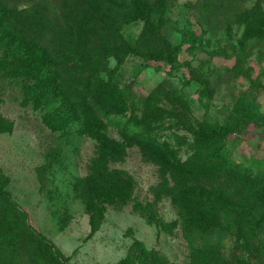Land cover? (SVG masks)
<instances>
[{"label":"rangeland","instance_id":"rangeland-1","mask_svg":"<svg viewBox=\"0 0 264 264\" xmlns=\"http://www.w3.org/2000/svg\"><path fill=\"white\" fill-rule=\"evenodd\" d=\"M63 1L69 2L67 9ZM119 1L116 12L132 17L103 42L110 66L111 54L130 39L179 47V66L170 72L165 65L159 72L145 68L132 75V64L140 60L123 57L118 87L129 94L114 110L129 125L126 134L100 111L102 97H93L82 84L54 103L70 118L66 129L54 109L48 113L33 101L35 75L15 77L14 66L5 65L11 55L0 49V175L6 178L9 207L0 212L9 214L5 224L12 231L0 239V248L11 236L15 243L18 235L14 264H261L254 238L264 242V224L231 215L227 223L208 227L200 211L202 196L219 200L222 192L204 186L191 192L171 175L176 165L180 169L206 158H192L204 118V129L229 127L225 146L234 162L251 167L254 159H264V0ZM46 2L38 21L47 26L36 40L48 52L46 59L58 63V40L69 32L66 10L71 12L77 0ZM7 4L25 8L28 0ZM98 40H82L78 48L92 52L101 47ZM194 78L208 85L203 89ZM146 98L149 106L143 107ZM72 102L78 106L75 113ZM82 106L85 116L79 113ZM238 107L241 115L233 112ZM109 171L115 173L104 174ZM230 197L256 209L264 189ZM192 218L205 224L199 228L200 243L212 236L220 242L218 251L190 250L182 233L183 223ZM228 225L231 229L224 231ZM40 239L48 251L40 253Z\"/></svg>","mask_w":264,"mask_h":264},{"label":"trees","instance_id":"trees-1","mask_svg":"<svg viewBox=\"0 0 264 264\" xmlns=\"http://www.w3.org/2000/svg\"><path fill=\"white\" fill-rule=\"evenodd\" d=\"M7 1L9 2V0H0V49L3 50L4 55H11L10 61H5V65L9 63L10 66H14L15 77L22 76L26 72L27 74L33 73L35 75L34 86H30L33 95L32 99L37 104L47 108L48 113H51V110L54 109V103L58 99L64 101L66 91L74 92L76 91L74 88L82 84L87 87L86 91L92 93L93 97L97 95L102 97L103 100L100 98L101 102L98 103L100 111L118 127L121 134H126L130 130L129 125L119 116H116L118 112L114 110L119 102L121 104L124 103V98L129 94V90L126 87H118L120 81L119 71L126 63L123 57L126 55L133 56L140 60L139 63L132 64L130 70L132 75L145 68L159 72L166 65V72H170L179 66L177 59L178 46L171 45L169 41L164 44H158L150 38H135L127 42H120L121 47L118 52L111 54L115 62L113 65H109L110 60H108V56L102 50L103 42L107 40L109 33L116 32V25L118 26L124 20L132 17V14L126 12H116L117 8L114 3L119 4L121 2L119 0H77L71 12L68 13L66 10L65 23L69 27L68 36L63 32L58 40L57 55L61 61L57 63L54 60L56 58L47 60L48 52L36 40L39 33L42 34V30L47 26L45 23L38 21V18L44 16L45 7L48 6L46 0H28L25 8H18L16 4H7ZM133 1L126 0L130 4H133ZM62 3L63 7L67 9L69 2L63 1ZM144 11L145 9L141 10V12ZM30 21L32 23H28ZM93 37L99 38L98 41L102 42L101 47L98 46L95 49L93 48L92 52H88L85 47L81 46L80 51L78 46L82 45V40L87 39L88 41L89 38ZM80 70L84 72H80ZM81 73H85L86 77L80 76ZM189 73L193 77L192 68L189 69ZM194 80L199 81L203 89L208 85L206 80H200V78H194ZM69 81L73 83L72 86ZM120 97L121 100H118ZM140 103L143 107L149 106L147 98L141 100ZM71 107L74 113L75 110H78V106L73 104V102ZM84 109L86 108L82 106L79 112L80 116H85ZM237 110L240 112L238 107V109L233 111L234 114L241 115ZM53 112L57 113L58 119L62 121L57 120L60 122L59 124H63V126H67L66 129H69L70 125L67 122L70 118L67 117V113L58 108H55ZM205 124L204 118L199 124L202 129L196 137L198 142L192 158L200 156V154H204L206 158L201 162L195 160V163L191 166L181 164L180 169L176 165L172 169L174 173H172L174 176L171 175L172 178H179L180 181H184L183 185H186L185 189L188 191L194 190L197 186L200 188L204 186L211 192H222L219 200L212 196H202L200 211L201 214L203 213V218L205 219L203 221L208 227H217L223 220L227 223V217L231 215L236 220L243 215L254 223L264 224V200L256 209H252L248 202L244 200L236 201L230 197L234 195L245 197L255 190L262 192L264 189V159H254L251 167H245L240 163L234 162L230 157L229 149L225 146V136L227 134L225 132H227L229 127L215 124L210 129H204ZM75 134L81 133L75 131ZM159 145L162 152L167 151L164 144ZM182 166H184L185 172L182 171ZM113 172L115 173V171ZM182 172H184L185 176H182ZM108 173L111 172L104 174ZM5 184L6 178L0 175V208L9 210V207L5 205V203L8 205L5 202L7 193L3 190ZM222 213L224 219L221 217ZM8 215L5 211L0 212L2 222V226H0L1 241L6 239V236L12 232L11 224L8 228L5 224L10 223ZM201 224L203 223L199 219L195 220V218L190 219L188 223H183L182 236L187 246L194 252L203 250L218 251L217 246H219L220 242L213 240L212 236L207 239V242L203 241L200 243L199 228H201ZM233 225V227L228 225L223 228L224 231L231 228L234 229L235 222ZM240 230L241 228L237 233L235 232L237 236ZM17 236L14 235L15 243H17ZM11 237L0 248V252L3 254L0 264H3L6 260H11L10 264H14L13 259L16 262L18 261L16 258L17 253L13 251L16 245L15 243H10ZM254 239L257 240L256 251L261 255L260 263L264 264V242L257 235ZM18 241L20 240L18 239ZM37 242L39 243L37 248L40 253L44 250L48 251L49 246L43 244L41 239L39 241L36 240ZM246 244L249 243L247 242ZM247 248L249 249V246ZM199 255H196V257Z\"/></svg>","mask_w":264,"mask_h":264}]
</instances>
